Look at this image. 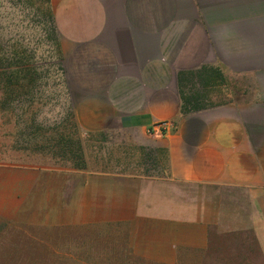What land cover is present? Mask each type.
<instances>
[{"label":"crops","instance_id":"1","mask_svg":"<svg viewBox=\"0 0 264 264\" xmlns=\"http://www.w3.org/2000/svg\"><path fill=\"white\" fill-rule=\"evenodd\" d=\"M50 5L80 128L157 148L162 170L0 163V217L122 224L155 264H264V0ZM203 68L223 90L186 111L180 77Z\"/></svg>","mask_w":264,"mask_h":264},{"label":"rangeland","instance_id":"2","mask_svg":"<svg viewBox=\"0 0 264 264\" xmlns=\"http://www.w3.org/2000/svg\"><path fill=\"white\" fill-rule=\"evenodd\" d=\"M0 60V72L22 70L28 76L15 96L0 76V163L76 168L56 154L61 147L80 145L86 167L161 172L157 148H139L118 131L88 133L80 128L77 95L66 74L50 0H0ZM207 78L206 83L195 81L205 94L203 103L217 88L223 90L215 72ZM0 264L155 263L134 252L122 224L48 225L0 217Z\"/></svg>","mask_w":264,"mask_h":264},{"label":"trees","instance_id":"3","mask_svg":"<svg viewBox=\"0 0 264 264\" xmlns=\"http://www.w3.org/2000/svg\"><path fill=\"white\" fill-rule=\"evenodd\" d=\"M0 62V65L4 64L2 60H0ZM21 71L17 70L10 75H8L7 72H0L1 81L3 80V82L7 83L8 90L12 96H15L16 93H19V88L23 87L21 81L27 80L28 76L23 73L21 74ZM213 72L216 73V70H213ZM210 73L211 71L207 68L182 73V77H180V91L184 102V110L194 111L202 107L205 94L197 89L195 81L198 78L200 81L205 82V79L209 77ZM208 80L209 79L207 78V81ZM15 85H18L17 90L15 89ZM56 155L62 159L71 161V163L76 168H86V162L80 145L77 147L76 145L74 147L71 146L70 148L61 147L60 152H58Z\"/></svg>","mask_w":264,"mask_h":264},{"label":"built area","instance_id":"4","mask_svg":"<svg viewBox=\"0 0 264 264\" xmlns=\"http://www.w3.org/2000/svg\"><path fill=\"white\" fill-rule=\"evenodd\" d=\"M168 125H170V123L169 122H162V123H160L159 125H158V131H159V134H161V135H163V132H164V129H166V127L168 126Z\"/></svg>","mask_w":264,"mask_h":264}]
</instances>
